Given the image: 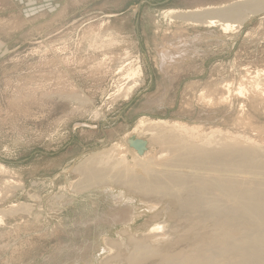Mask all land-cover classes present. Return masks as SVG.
Returning a JSON list of instances; mask_svg holds the SVG:
<instances>
[{"label": "rangeland", "instance_id": "1", "mask_svg": "<svg viewBox=\"0 0 264 264\" xmlns=\"http://www.w3.org/2000/svg\"><path fill=\"white\" fill-rule=\"evenodd\" d=\"M251 1L0 0V264H129L128 237L121 258L100 250L103 236L118 239L123 228L101 222L124 206L121 188L80 193L75 170L102 150L151 138L141 120L264 137V8L228 19L230 28L207 22L220 20L212 9ZM197 12L203 22L191 19ZM178 36L188 48L163 70L160 44ZM131 203L138 238L178 223L171 203L158 217L140 197ZM184 227L164 253L182 247Z\"/></svg>", "mask_w": 264, "mask_h": 264}, {"label": "bare ground", "instance_id": "2", "mask_svg": "<svg viewBox=\"0 0 264 264\" xmlns=\"http://www.w3.org/2000/svg\"><path fill=\"white\" fill-rule=\"evenodd\" d=\"M262 8L264 0L212 9L210 13L220 20L210 18L207 22L222 21L230 28L235 23L228 19L242 17L247 9ZM203 10L197 7V11ZM201 17L198 12L191 15L194 21L201 22ZM168 39L160 44L163 70L182 59L183 50L188 48L183 36ZM141 69L139 65L132 72L137 75ZM257 95L264 99V92ZM219 98L226 99L224 95ZM140 126L144 133L151 134L144 140L146 151L140 153L125 142L75 167L81 175L76 191L107 187L111 192L121 188L118 199H127L123 207L113 206L106 213L107 220H101L111 229L123 227L117 232L118 239L103 236L102 253L121 258L128 248L124 242L128 237L133 245L127 257L129 264H145L151 259H160V264H264V137L227 136L220 130L207 131L201 124L165 119L141 120ZM129 137L125 136L126 141ZM157 146L161 147L158 151L154 150ZM135 196L155 217L161 212L159 207L171 203L176 226L168 228L166 222H160L145 237L138 238L131 232V223L137 217L136 206L131 203ZM183 225L178 233L185 239L182 247L172 254L164 253L162 247Z\"/></svg>", "mask_w": 264, "mask_h": 264}, {"label": "water", "instance_id": "3", "mask_svg": "<svg viewBox=\"0 0 264 264\" xmlns=\"http://www.w3.org/2000/svg\"><path fill=\"white\" fill-rule=\"evenodd\" d=\"M129 143L130 145H133L140 153L144 152L146 148V142L142 139H131Z\"/></svg>", "mask_w": 264, "mask_h": 264}]
</instances>
